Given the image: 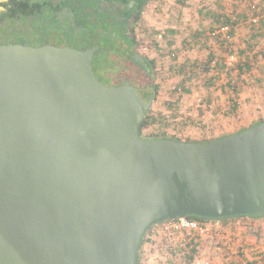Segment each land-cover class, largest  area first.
I'll use <instances>...</instances> for the list:
<instances>
[{
	"label": "water",
	"instance_id": "obj_1",
	"mask_svg": "<svg viewBox=\"0 0 264 264\" xmlns=\"http://www.w3.org/2000/svg\"><path fill=\"white\" fill-rule=\"evenodd\" d=\"M100 51L0 44V264H136L156 223L264 216V120L142 138L149 66L133 51L134 78L108 85Z\"/></svg>",
	"mask_w": 264,
	"mask_h": 264
},
{
	"label": "rangeland",
	"instance_id": "obj_2",
	"mask_svg": "<svg viewBox=\"0 0 264 264\" xmlns=\"http://www.w3.org/2000/svg\"><path fill=\"white\" fill-rule=\"evenodd\" d=\"M136 27L158 85L148 111L155 121L141 128L144 137L206 141L264 120V0H152ZM237 223L224 232L225 225L208 223L192 241L190 260L193 233L154 224L138 264H239L264 253V216Z\"/></svg>",
	"mask_w": 264,
	"mask_h": 264
},
{
	"label": "flooded vegetation",
	"instance_id": "obj_3",
	"mask_svg": "<svg viewBox=\"0 0 264 264\" xmlns=\"http://www.w3.org/2000/svg\"><path fill=\"white\" fill-rule=\"evenodd\" d=\"M149 1L152 0H0V44L70 46L81 50L85 44L94 43L100 53L106 48L138 51L149 63L138 49L135 34ZM98 29L101 35L93 34Z\"/></svg>",
	"mask_w": 264,
	"mask_h": 264
},
{
	"label": "trees",
	"instance_id": "obj_4",
	"mask_svg": "<svg viewBox=\"0 0 264 264\" xmlns=\"http://www.w3.org/2000/svg\"><path fill=\"white\" fill-rule=\"evenodd\" d=\"M228 20L223 21V23H227ZM169 32L173 33V30H168ZM95 32H98L101 35V31L100 29L95 30L93 32V34H95ZM135 34H137V28L135 30ZM94 43L91 44H85L83 46V49L88 48V46H93ZM107 46V45H106ZM133 50V48H132ZM125 53H128V55H126ZM131 52H122L119 49H109L106 48V50L102 53H100L98 56L94 57L93 60V65L95 67V65L97 63H99L102 68H103V72L102 74H100L101 76L99 77L101 80H103L106 84L108 85H119L122 82L126 81L127 79H130L131 77L134 78L133 76V71H134V67L133 65H131V61L129 59ZM123 56L126 57V60L124 61ZM212 61V57H210V59ZM151 62V63H150ZM148 64L150 72H151V77L152 80L154 82V95L157 92L158 89V85L155 83V78H154V66H153V61L150 60ZM151 65V66H150ZM247 66V68L251 67L249 65H247L246 63L244 64ZM244 65H239L240 69L244 68ZM119 67V70H118ZM224 68V66H223ZM118 74V75H117ZM184 91H186V89H184ZM234 95L238 93L237 89H232ZM231 101H233V98L231 99ZM236 104H234L235 106ZM170 106V105H169ZM155 121V116L152 115V113H147L145 115V117L143 118L141 124H140V129H139V135L142 138H148V139H164V138H171V139H175V140H180L174 137H165V136H160V137H144L141 134V128L144 127L145 125H147L149 122ZM256 123H253L252 125H254ZM251 125V126H252ZM245 129V128H243ZM240 129V130H243ZM239 130V131H240ZM226 135V134H225ZM221 137V136H220ZM207 141V140H206ZM206 141H201V142H206ZM263 217V216H262ZM186 218L191 219V220H196L202 224L204 223H214V222H220V223H227L230 221H236V220H249V219H256L259 217H254V216H249V215H236V216H229V217H221V218H205V217H200V216H196V215H189ZM162 222L156 223V224H161ZM153 227V225H151L143 234L142 239L140 241V244L138 246V251H137V255H136V264H138V257H139V251H140V246L142 244V242L145 239V235L148 234V232L151 231V228ZM193 252H195V250L193 249ZM185 257L190 260V256L185 255ZM187 260V261H188ZM172 264V263H171ZM175 264V263H173Z\"/></svg>",
	"mask_w": 264,
	"mask_h": 264
},
{
	"label": "built area",
	"instance_id": "obj_5",
	"mask_svg": "<svg viewBox=\"0 0 264 264\" xmlns=\"http://www.w3.org/2000/svg\"><path fill=\"white\" fill-rule=\"evenodd\" d=\"M227 28V26H225ZM225 27H221L219 31H223L225 33V31H227V29H224ZM228 33V32H227ZM228 38V36H227ZM161 229L164 232L167 233H175V232H183L186 231L188 233H193L190 238H189V242L187 243V252L186 255L187 256H192L193 252V244L192 241H194L196 238L195 236H201L203 234H205L208 231V223H200L196 220H191L188 218H179V219H174V220H167V221H163L161 223ZM196 264H209L208 261H200L197 260L195 262ZM239 264H264V253L262 254H257L255 256H253L251 259H242Z\"/></svg>",
	"mask_w": 264,
	"mask_h": 264
},
{
	"label": "crops",
	"instance_id": "obj_6",
	"mask_svg": "<svg viewBox=\"0 0 264 264\" xmlns=\"http://www.w3.org/2000/svg\"><path fill=\"white\" fill-rule=\"evenodd\" d=\"M237 221H239V220L230 221V222H227V223L214 222V224L215 223H218V224L220 223L221 225H225L226 227L221 226V228H226V229L223 230V232H224V231H227V229H233V228H235L237 226V224H238Z\"/></svg>",
	"mask_w": 264,
	"mask_h": 264
}]
</instances>
